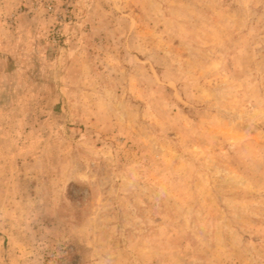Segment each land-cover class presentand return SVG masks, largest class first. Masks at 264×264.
<instances>
[{
	"label": "rangeland",
	"instance_id": "1",
	"mask_svg": "<svg viewBox=\"0 0 264 264\" xmlns=\"http://www.w3.org/2000/svg\"><path fill=\"white\" fill-rule=\"evenodd\" d=\"M0 264H264V0H0Z\"/></svg>",
	"mask_w": 264,
	"mask_h": 264
}]
</instances>
